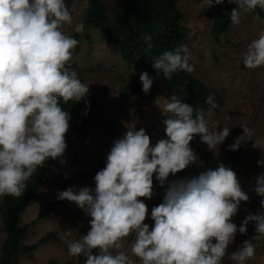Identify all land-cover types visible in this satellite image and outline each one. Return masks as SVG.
I'll use <instances>...</instances> for the list:
<instances>
[{
	"label": "clouds",
	"instance_id": "clouds-1",
	"mask_svg": "<svg viewBox=\"0 0 264 264\" xmlns=\"http://www.w3.org/2000/svg\"><path fill=\"white\" fill-rule=\"evenodd\" d=\"M224 2L207 0V7ZM228 2L238 5L229 17L233 24L239 23L241 9L264 10V0ZM65 25L73 26L65 0H0V197L24 195L37 169L49 159L64 163L71 117L61 101L83 100L90 107L89 86L73 68L79 41L65 34ZM83 28L77 24L74 31ZM143 39L151 48L152 37ZM189 59L185 46L163 52L153 67L171 80L177 71L194 70ZM243 64L249 69L264 66V32L249 43ZM140 80L142 91L149 94L153 79L145 71ZM205 103L207 112L175 95L167 99L161 108L166 139L153 146L146 129L127 126L113 141L105 167L96 173L94 189L69 187L58 193L59 200L75 203L90 217L86 235L71 239V229L60 235L70 256L85 257L84 264H222L237 232L247 235L249 223H254L256 235L245 240L230 259L246 264L254 257L252 241L264 238V214L249 213L239 226L232 222L241 202L250 197L236 172L222 163L190 179L168 183L163 202L151 209L154 225L145 223L148 206L140 198H152L154 176L163 187L170 175L196 163L199 157L190 147L195 136L214 153L229 137L228 126L209 130L206 113L219 104L213 96ZM242 128L229 150L238 151L242 144L253 142L252 147L262 153L257 164L264 167V140L254 139L249 127ZM253 191L264 206V173L254 177ZM130 235L134 236L131 256L122 250Z\"/></svg>",
	"mask_w": 264,
	"mask_h": 264
},
{
	"label": "rangeland",
	"instance_id": "rangeland-1",
	"mask_svg": "<svg viewBox=\"0 0 264 264\" xmlns=\"http://www.w3.org/2000/svg\"><path fill=\"white\" fill-rule=\"evenodd\" d=\"M104 2L109 12L114 11L119 4V0ZM65 3L73 17V26L64 27L65 34L79 41L74 49L73 68L78 72L81 82L89 86L86 100L90 103L94 118L101 123L93 121L84 132H73V127L81 121L88 106L82 100L81 108L69 121L70 127L65 137L67 148L63 157L64 163L60 159L54 161L38 194L23 212V223L36 220L46 209L48 202L69 187L77 190L84 186L95 188L94 177L104 168L100 165V159L106 163V157L113 146L110 141L112 135L107 132L109 126L116 127L120 137L127 131V126L135 124L137 130L144 128L151 137L153 146L160 138L166 139L162 124L165 116L161 108L167 99L170 100L174 95L178 97L177 93L164 86L160 78L153 79L149 94H145L140 80L142 72L129 65L121 56L117 45L105 40L99 29L86 25L84 17L89 0H67ZM178 4L184 12L181 23L187 28V38L180 48H188V62L194 69L191 73L208 84L210 96L219 104L217 109L206 113L209 130L215 132L228 126L231 131L224 144L217 146L215 153L201 142L199 135L195 136L190 147L199 160L180 173L170 175L165 186L161 187L154 176L152 198H140L148 206V218L145 223L149 225H154L151 209L163 202L168 183L186 179L189 173L195 177L208 169L216 168L211 163L227 154L234 138L242 134V126L254 131V139L264 140V66L249 69L243 64V54L247 51L249 43L264 32V16L241 9L239 23H231L226 35L215 38L212 25L217 5L207 7V0H180ZM81 23L84 25L83 31H74L75 25ZM132 81L138 82L139 90L135 95L129 96L126 95V89ZM208 109L209 106L206 105L204 111L207 112ZM102 123L105 125H101ZM252 143L242 144L239 148L236 174L242 190L250 199L248 202H241L238 213L232 218V222L237 226L241 225L249 213L264 214V206L260 203L262 198L253 191L254 177L264 173V167L257 164L262 158V153L260 149L253 148ZM83 172L93 175L84 179ZM1 202L2 197L0 205ZM89 220L90 217L75 203L63 200L47 216L30 225L25 239L27 244H33L48 232H55L59 240H48L39 244L31 253H20L17 257L18 264H76L78 257L69 255L60 235L68 229L73 230L71 239L86 235L90 230ZM254 235V223H249L247 235L237 232L222 264H235L230 259L231 254L238 251L244 241L251 240ZM5 236L0 211V246ZM133 241L132 235L123 241L122 250L130 256ZM252 242L255 255L246 264H264V238ZM93 254L98 252L94 250ZM84 260L85 257L81 264H84Z\"/></svg>",
	"mask_w": 264,
	"mask_h": 264
},
{
	"label": "trees",
	"instance_id": "trees-1",
	"mask_svg": "<svg viewBox=\"0 0 264 264\" xmlns=\"http://www.w3.org/2000/svg\"><path fill=\"white\" fill-rule=\"evenodd\" d=\"M67 1V0H65ZM180 0H119L115 10L109 12L104 0H89V6L85 13L86 25L100 30L101 35L107 41L117 45L123 59L131 66L141 72L147 71L152 79L160 78L164 86L177 93L182 102L188 103L194 109H205V101L210 96L208 85L191 72L177 71L172 75L171 80L164 78L163 73H158L153 67L154 60L165 51H172L180 48V45L187 38V28L181 23L184 12L179 7ZM212 34L215 38L226 35L231 25L230 14L234 8H238L235 3L228 0L222 5H217ZM254 13L264 16V10L257 8ZM152 37L150 43L145 42L143 37ZM90 38V36L88 35ZM139 90L137 81H132L126 89V95L133 96ZM82 101L76 103L70 101L61 106L69 112L71 119L75 112L81 108ZM87 106V115L84 114L81 121L73 127V132H84L89 123L97 122ZM85 111V112H86ZM99 116V115H98ZM105 125V124H101ZM107 132L112 135L110 141L120 138L116 127L109 126ZM238 151H228L227 154L211 163L218 167L221 163L230 167L234 172L237 169ZM55 160L49 159L43 168H38L31 180L24 195L12 197L2 196L0 211L3 219V228L6 236L0 246V264H18L17 257L22 252L31 253L39 244L48 240H59L55 232H48L40 237L33 244H27L25 239L28 236L32 223L41 217L47 216L60 202L57 197L52 198L44 211L32 222L23 223L22 214L32 202V199L41 189L45 175L51 170ZM100 165L105 167L106 163L100 159ZM189 173V172H188ZM93 173L83 172L82 178H90ZM193 175L188 174V179ZM238 177V176H237ZM83 256L78 257L76 264H81Z\"/></svg>",
	"mask_w": 264,
	"mask_h": 264
}]
</instances>
